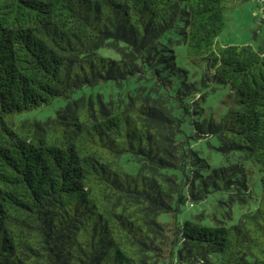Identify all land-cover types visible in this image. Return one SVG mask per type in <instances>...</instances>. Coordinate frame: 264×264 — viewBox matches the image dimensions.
Returning a JSON list of instances; mask_svg holds the SVG:
<instances>
[{
	"label": "trees",
	"instance_id": "1",
	"mask_svg": "<svg viewBox=\"0 0 264 264\" xmlns=\"http://www.w3.org/2000/svg\"><path fill=\"white\" fill-rule=\"evenodd\" d=\"M237 1L0 0V264H264V47L217 41ZM175 42L233 96L219 120Z\"/></svg>",
	"mask_w": 264,
	"mask_h": 264
},
{
	"label": "rangeland",
	"instance_id": "2",
	"mask_svg": "<svg viewBox=\"0 0 264 264\" xmlns=\"http://www.w3.org/2000/svg\"><path fill=\"white\" fill-rule=\"evenodd\" d=\"M217 41L220 43H236V44H251L256 49L264 47V0H248V1H237L232 4L231 9L227 12V23L223 30L217 36ZM175 49L178 51V60L180 65L189 71V80H195L199 85L201 91L205 95V100L201 99L199 112L194 113L196 119H202L204 117L219 120L223 113L226 112L229 105L233 101V96L229 93L226 88H220L217 91H213L201 84V79L204 76L206 65L205 60H196L184 58L183 52H185L183 44L178 42L174 43ZM57 103V102H56ZM204 108V110L201 109ZM55 108H48L42 111H29L25 112V115L37 116L41 119L45 117L46 114H53ZM190 118V119H189ZM185 120L184 126L186 130L191 133L192 127L190 124L191 117L189 116ZM202 154L210 157L214 164H220L227 162L226 156H224L220 151L209 147L205 144V148L202 149ZM260 177L261 171L259 165L253 164L251 169L248 170V180L254 189L256 194L261 191L260 187ZM204 204L197 203L195 206L188 204L183 205L182 212L179 213L178 219L183 220L185 218H194V216L199 213L201 209L204 208ZM225 206L220 205L216 200L209 202L207 207L209 218H212V214L216 213L218 216L222 217L225 210ZM240 215L238 205H234V220L238 219ZM175 219L169 213H163L160 215V220L162 222H169Z\"/></svg>",
	"mask_w": 264,
	"mask_h": 264
}]
</instances>
